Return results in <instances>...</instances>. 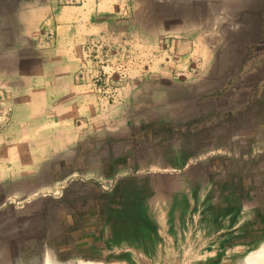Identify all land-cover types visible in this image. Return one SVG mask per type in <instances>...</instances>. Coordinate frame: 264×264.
<instances>
[{
	"label": "crops",
	"instance_id": "crops-1",
	"mask_svg": "<svg viewBox=\"0 0 264 264\" xmlns=\"http://www.w3.org/2000/svg\"><path fill=\"white\" fill-rule=\"evenodd\" d=\"M170 1V17L181 16L176 4L189 6L191 9L185 12L188 15L201 9L187 2ZM74 2L21 0L6 5L0 0V32L10 31L15 23L19 39L33 41L36 48L54 44L59 54L69 58L72 53H83L87 43L96 46L94 41L110 36L123 35L127 39L132 25L138 23L142 33L162 40L160 46L159 41L155 42L158 48L141 55L139 62L125 60L115 67L122 74H136L123 75L116 81L119 88L114 90H122V94L115 95L112 102L125 105L132 97L143 98L152 105L148 108L156 106L163 111L161 115L144 113L138 125L134 120L139 118L131 117L132 128L126 123L129 117L119 110L83 112L86 105L96 108L104 98L86 91L90 85L72 76V67L67 65L56 85L62 89L61 102L78 108L75 113L70 108L64 118L70 120L77 115L79 119L98 122L93 123L91 132L86 131L90 137L85 141L80 137L86 132L70 133L69 139H53L52 144L38 147L42 155L30 154L27 162L15 161L17 170H8L6 163L2 165L0 264L84 263L102 249L117 252L118 246L120 250L139 249L145 259L152 260L156 254L154 233L157 238L166 228L165 220L160 223L158 216L164 214L168 202L167 210H178L179 200L187 202L188 211L194 208L192 200L195 204L197 200L217 202L213 209L210 207L208 216L211 223L212 213L221 217V227L214 228L222 232L221 247H230L232 239L236 240L232 246L238 247L256 239L252 247L262 248L264 83L260 75L264 49L257 43L253 48L239 49L238 55L242 54L244 60L218 68V74L213 76L218 42V37L213 36L217 35L218 25L232 22L227 11L235 9L236 4L224 0L214 12L205 5L199 20L178 18L175 26H165L160 21L159 27L149 28L151 20L145 11L138 5L127 6L124 0ZM7 15L12 19L6 22L3 18ZM116 121L119 125L113 124ZM136 168L156 170L142 177L156 184V190H149L152 203H156L146 205L157 216V223L148 220V211H140L134 198L121 196V185L136 179L118 174ZM38 173L40 177H34ZM72 174L78 177L65 180ZM85 175L93 179H83ZM97 180L114 185L108 192L97 194ZM60 182L58 199L40 193ZM166 183L172 184L167 191ZM134 219L138 225L135 229ZM143 247L151 250L142 252ZM261 254L259 251L258 258Z\"/></svg>",
	"mask_w": 264,
	"mask_h": 264
},
{
	"label": "rangeland",
	"instance_id": "rangeland-1",
	"mask_svg": "<svg viewBox=\"0 0 264 264\" xmlns=\"http://www.w3.org/2000/svg\"><path fill=\"white\" fill-rule=\"evenodd\" d=\"M16 1L21 0H4L6 5L9 3L12 5ZM61 1L68 4L75 3L74 0ZM177 1L194 4L199 9L201 7V9L194 15H188L185 12L191 9L189 6L183 3L176 4L174 6L178 7V12L181 11V16L170 17L173 8L170 0H124V3L129 7L138 5L139 9L145 11V16L151 20L149 28H152V26L159 27L160 23L158 22L160 21H162V25L175 26L179 20L178 18L188 22L199 20V16L204 14L205 5H207L209 12H214L215 6H221L224 3V0ZM230 1L236 4L235 9L227 11L230 19L233 18V20L231 23L224 22L220 26L218 25L217 35L213 36V38L218 37L213 62V76L218 74V68L221 69L227 64L243 61L244 56L242 54L238 55L241 49L253 48L255 43L261 45L264 49V0ZM2 9L0 6V13ZM5 10L7 9L5 8ZM11 19L10 15L3 18L6 22ZM133 19L135 20V18ZM138 26H140L138 23L132 25L133 30L129 31L132 34L131 36L128 35L127 39L123 35L120 37L110 36L100 42L94 41L96 46L87 43L83 47V53H72L69 58L59 54L54 44L36 48L35 43H32L33 41L19 39L18 26L15 23L10 31L0 32V171L5 169V166H2L5 163L8 170H17L14 169V162H27L30 154L40 156L41 150L38 147L42 149L45 145L52 144L53 139L55 142L59 139H69L71 138L68 137L70 133L75 134L78 131L84 133L92 129L93 123L98 122V120L91 119L82 120L77 115L70 120L64 118V115H68L70 108H73L71 110L73 113L78 108L75 104L69 105L61 102L63 98L62 89L56 85L64 76L63 69L67 65L72 67L70 72L72 76H78L79 80L90 85V87L86 86V91L104 98L101 103L96 104V108L93 105H86V108H82L81 111L107 113L108 111L119 110L123 113V116L129 117L126 123L130 128H132L129 123L131 117L139 118L137 120L133 119L138 125L140 124L138 121H141L145 117L143 116L144 113H148V111H150L148 115L162 114L163 110L157 109L156 106L148 108L152 105L143 98L135 100L130 97L131 101L125 105L112 102L115 95L119 94L120 96L122 94V90L119 92L114 90L116 86L119 88L116 81L119 82V78L123 75L128 76L130 74L132 76L136 74L135 72L122 74L115 70V67L120 63H124L125 60L139 62L138 60L142 58L141 55L152 51L153 47L158 48L160 46L161 38L157 40L148 32L142 33ZM14 36L15 38H13ZM255 37L256 40H253ZM158 41L159 45L156 46L155 42ZM161 42L163 43V41ZM126 53H130V56H126ZM262 53L264 55V50H262ZM45 81L47 82L45 83ZM54 81L56 82L54 83ZM113 124L119 125V121ZM86 134L84 133L80 137L84 141L90 137V134ZM88 145L91 146L92 142H89ZM152 171L156 170L136 168L130 172L131 174L128 171H125V174L124 172L118 174L130 175L133 180L136 179L131 184L124 185L123 183L120 192L121 196L126 194L134 198L136 206L143 213L148 208L146 204L156 203L155 200V203H152V194H149V190H156V184L145 182L144 177H142L148 175L147 172L152 173ZM34 177H40V173L34 174ZM83 179L90 180L93 179V176L85 175ZM114 179L115 176L111 180ZM136 181L138 182L136 183ZM94 185L97 194H101L102 191L108 192L112 189L114 183L97 180ZM169 185L172 184H165L166 191ZM74 188L76 190L78 186ZM58 196L48 195L50 199L52 197L55 199ZM173 201L177 206L175 199ZM140 202L143 203V206H140ZM183 202L186 201L179 200L178 210L175 209L174 213L171 212V209L167 210L170 207H167L169 202L165 203L164 214H159L158 219L160 223L165 220L164 226L166 228L164 232L162 230L159 232L157 238L154 233L156 239L154 259L149 261L145 259L137 251L139 249H135L136 251L130 248L120 250L118 246L117 252L111 253L106 251L107 249H102L100 254L91 257L89 261L77 264H264L258 258V252L261 249L264 251V246L260 249L252 247L256 239L241 247L232 246L236 242L234 239L230 241V247L220 246L219 236L222 235V232L215 231L214 228L221 227V217L212 213L213 221L211 223V217L208 216L210 207L212 206L213 209L215 207L213 205L217 203L215 200H212V203L210 200H197L196 204L192 200L191 207L194 208H191L190 211H188L187 202ZM147 211L148 220L157 223V216L154 212L152 214L151 211ZM159 211H161V207ZM173 226L175 227L174 231L172 230ZM252 234L255 235V233ZM125 245L129 246L126 242ZM256 250L257 261L254 262L253 255ZM51 264L56 263L52 262Z\"/></svg>",
	"mask_w": 264,
	"mask_h": 264
},
{
	"label": "built area",
	"instance_id": "built-area-1",
	"mask_svg": "<svg viewBox=\"0 0 264 264\" xmlns=\"http://www.w3.org/2000/svg\"><path fill=\"white\" fill-rule=\"evenodd\" d=\"M77 174H72V176L67 177L65 180L67 179H72V178H77ZM81 178V177H80ZM63 182V181H61ZM61 182L59 184L56 185V187L49 189V190H44L42 191V195H60V188L62 187Z\"/></svg>",
	"mask_w": 264,
	"mask_h": 264
},
{
	"label": "trees",
	"instance_id": "trees-1",
	"mask_svg": "<svg viewBox=\"0 0 264 264\" xmlns=\"http://www.w3.org/2000/svg\"><path fill=\"white\" fill-rule=\"evenodd\" d=\"M262 56H264V55H262ZM262 71H261V75H260V78L262 79V81H263V83H264V65L262 66ZM263 87V89H264V85L262 86ZM144 220V219H143ZM136 221H137V219H134L133 220V227H134V229L135 228H137L138 227V225H137V223H136ZM148 223H149V221H148ZM136 224V225H135ZM149 227L151 228V225L149 224ZM134 234H136V233H134ZM149 234H150V232H149ZM151 248V247H150ZM150 248H148L147 249V247H143V251L142 252H147L148 250H150Z\"/></svg>",
	"mask_w": 264,
	"mask_h": 264
},
{
	"label": "bare ground",
	"instance_id": "bare-ground-1",
	"mask_svg": "<svg viewBox=\"0 0 264 264\" xmlns=\"http://www.w3.org/2000/svg\"><path fill=\"white\" fill-rule=\"evenodd\" d=\"M260 253H262L261 256H260V259H261V260L263 261V263H264V251H263V249L260 250Z\"/></svg>",
	"mask_w": 264,
	"mask_h": 264
}]
</instances>
